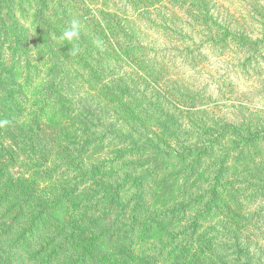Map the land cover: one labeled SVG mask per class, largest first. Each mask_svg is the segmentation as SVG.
Instances as JSON below:
<instances>
[{
  "label": "trees",
  "instance_id": "trees-1",
  "mask_svg": "<svg viewBox=\"0 0 264 264\" xmlns=\"http://www.w3.org/2000/svg\"><path fill=\"white\" fill-rule=\"evenodd\" d=\"M26 8L34 15L32 25L36 31L24 32L19 25L17 13H24ZM66 16L85 22L76 42L78 55L70 53L73 45L58 40L68 25ZM15 29L22 32L12 36L13 45L9 49L6 46L0 55V83L8 92L29 103V67L22 63L21 51L25 43L28 46L27 42L33 44L34 40L44 54L39 61L70 65L87 84L82 87L81 83L78 90L85 95L86 109L92 114L76 117L83 129L99 121L100 128L114 138L107 147L120 160L133 154L131 163L141 170L138 180L142 184L134 193L136 202L143 205L145 220L136 223L137 217L131 216L138 231L130 238L112 240L105 254L98 250L102 242L81 238L77 246L82 248L83 256L94 259L93 254L96 258L100 254L102 264H148L143 258L145 250L164 242V246L173 243L174 264H264V222L249 230L227 223L224 227L182 224L180 212L186 214L191 207L197 219L209 215L204 190L210 171H205L204 165L209 161V165L222 164L223 168L229 160L230 152L226 155L222 143L227 136L226 127L233 124L227 120L230 125L223 127L224 121L216 111L221 103L205 100V87L201 88L198 107L192 100L181 104L173 101L178 96L182 98V92L187 91L183 82L196 74L189 67L195 66L190 54L182 53L190 51L183 46L185 43L193 49H204L210 44L207 47L219 51L224 58L237 45L248 58L252 51L258 55V46L264 45V0H81L80 4L70 0H0V47L5 33ZM84 46L92 48L87 50ZM45 50L49 55H45ZM14 95L6 97L8 114L21 110L16 99L11 101ZM150 99L162 107L161 113ZM102 110L107 113L96 115ZM186 125L190 131L184 128ZM259 131L260 127H251L246 142L261 140L254 144L258 145L264 141L259 139L264 132L259 135ZM87 136L79 139L80 158L103 161V145L94 151L91 147L94 139L101 138L100 131ZM150 138L158 142L151 143ZM235 148L238 151H233L240 152L246 151L247 146L237 143ZM256 167H264V160ZM257 196L263 200L260 206L264 220V194ZM157 207L162 211L155 214ZM139 213L140 209H136ZM218 231L222 237L217 236ZM214 238V246L204 249L203 245L211 244Z\"/></svg>",
  "mask_w": 264,
  "mask_h": 264
},
{
  "label": "rangeland",
  "instance_id": "rangeland-1",
  "mask_svg": "<svg viewBox=\"0 0 264 264\" xmlns=\"http://www.w3.org/2000/svg\"><path fill=\"white\" fill-rule=\"evenodd\" d=\"M29 11L26 8L24 13H17L24 32L36 31L32 25L34 15ZM71 20L72 16H66L67 24ZM79 22L84 26L85 22ZM21 32L15 29L5 33L0 55L6 46L9 49L13 45L12 36ZM251 37L258 38L255 35ZM27 43L29 45L25 43L22 48L21 60L29 67L26 69L29 73L26 86L29 103L8 92L4 83H0V119L9 121L7 126L0 128V144H3L0 147V264H102L100 254L107 253L112 240L130 238L138 231V224H134L131 216L137 217L136 223L140 219L142 222L145 220L143 205L136 202L134 193L142 184L138 180L141 170L131 163L133 154L120 160L114 150L107 147L114 138L100 128L99 121L83 129L81 121L76 119L85 113L92 115L86 109L88 101L85 95L78 92L80 84H83L76 74L78 70L63 62L51 65L50 61H39L44 55L41 46L39 48L34 40L33 44ZM183 46L190 48V51L182 53L190 54L195 66L190 64L189 67L195 69L196 74L186 83L180 79L186 84L183 89L185 87L187 91L182 92V98L177 95L173 101H180L181 104L192 100L193 105L198 107L201 88L205 87L202 91L205 100L221 103L216 111L220 112L224 121L223 127L230 125L227 120L233 126L226 127L230 131L224 132L227 136L222 143L223 149L226 155L230 152L224 167L217 163L209 165V161L204 165L205 171H210L207 175L208 187L204 190L209 215L197 219L191 207L186 214L185 211L180 212V217L184 218L181 222L218 227L227 223L247 230L262 225L264 220L260 204L263 200L257 195L264 194V167L256 166L264 160V141L254 145L261 141L256 140V134L253 136L255 143H247L245 137H250L248 132L254 125L260 127L259 135L264 132V45L258 46L261 47L258 55L252 51L250 58L239 52L241 45L231 48L230 56L225 58L220 56L219 51L207 46L204 49H193L187 43ZM46 51L45 55H49ZM82 87H87V84ZM9 95H14L11 101L16 99V104L21 107L18 113L8 114L6 111V97ZM149 101L155 104L152 99ZM155 105L161 113L162 107ZM104 113L107 112L102 110L96 115L101 117ZM184 128L190 131L191 127L186 125ZM98 131L101 138L98 140L95 136L91 147L94 151L103 145L106 151L104 160L98 162L80 158L79 139ZM134 139L137 142L136 136ZM150 139L151 143L158 142ZM237 143L246 144V151H233H238L235 148ZM246 169L249 171L246 172ZM126 178L134 181L127 182ZM32 191L35 193L31 194ZM136 209H140L141 213L137 215ZM155 211L158 214L162 210L157 207ZM154 217V214L151 215L152 220ZM220 234L218 231L217 236L222 237ZM81 238L102 242L98 246V258L96 254L92 255L94 259L89 255L83 256L82 248L77 246ZM215 239L211 244L205 243L203 248L213 247ZM164 244L156 243L145 250L143 258L148 264H174L171 257L173 243ZM152 258L155 261L149 262Z\"/></svg>",
  "mask_w": 264,
  "mask_h": 264
},
{
  "label": "clouds",
  "instance_id": "clouds-1",
  "mask_svg": "<svg viewBox=\"0 0 264 264\" xmlns=\"http://www.w3.org/2000/svg\"><path fill=\"white\" fill-rule=\"evenodd\" d=\"M81 29L82 25L79 20L72 19L58 36L59 41L73 45V47L70 48V53L72 55H76L80 51L76 42L80 39ZM95 43H97V45L99 44L98 41ZM8 124L9 121L7 119H0V128H3Z\"/></svg>",
  "mask_w": 264,
  "mask_h": 264
}]
</instances>
